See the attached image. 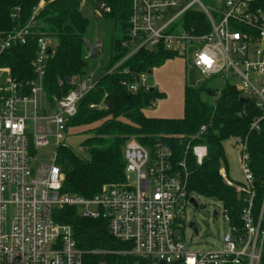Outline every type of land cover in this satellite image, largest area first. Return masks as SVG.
Returning <instances> with one entry per match:
<instances>
[{
    "label": "built area",
    "instance_id": "built-area-1",
    "mask_svg": "<svg viewBox=\"0 0 264 264\" xmlns=\"http://www.w3.org/2000/svg\"><path fill=\"white\" fill-rule=\"evenodd\" d=\"M45 1H38L25 26L0 37V55L14 45L27 43ZM257 2L223 0L212 13L201 0H130L128 30L121 42L128 53L107 73L141 48L153 50L162 44L182 54L186 47L198 45L191 65L208 77L231 78L236 90L254 99L264 112V9ZM94 3V12L100 17L111 10L106 0ZM83 5L84 0H80V8ZM189 9L204 13L208 32L195 34L183 27L181 17ZM18 10L13 16H18ZM36 43L31 62L34 78L19 84L8 66H0V264H83L87 251L77 246L72 226L56 219V210L66 206L78 207L84 217L107 219L111 236L128 245L119 253L145 257L154 264H259L264 206L255 221L251 210L253 176L244 146L241 167L250 198L243 211L242 232L229 225L224 215L228 231L219 248L187 246L185 209L194 205V197L172 164L171 150L162 143L150 148L128 140L123 147L125 179L121 184L106 185L92 197L62 192L64 175L56 163L57 149L67 146L64 140L72 129L67 121L76 115L79 102L97 79L89 70L65 96L50 101L43 78L52 38L39 36ZM94 46L96 52L101 48L99 42ZM146 74L121 84L132 92L148 89L152 86L147 84ZM252 126L257 127L256 122ZM50 147L54 148L50 161H34L41 149ZM206 151L203 145L192 148L198 163ZM219 173L236 191L244 190L227 179L224 168Z\"/></svg>",
    "mask_w": 264,
    "mask_h": 264
},
{
    "label": "trees",
    "instance_id": "trees-1",
    "mask_svg": "<svg viewBox=\"0 0 264 264\" xmlns=\"http://www.w3.org/2000/svg\"><path fill=\"white\" fill-rule=\"evenodd\" d=\"M39 0H0V37L28 22ZM111 10L102 17L113 22L115 32L110 40L109 63L97 78L89 93L79 102L77 113L69 118L70 127L89 126L90 133L81 142L88 154L83 158L68 145L57 149L56 163L64 175L62 192L92 197L104 186L124 182L125 160L123 147L130 139L153 148L156 143L166 145L172 152V164L181 172L187 191L221 202L229 225L242 232L243 211L248 206L249 188L242 182H234L227 173V160L223 143L232 139L244 146L248 166L253 176L252 215L257 221L264 206V112L254 99L243 96L234 85L226 82L222 89L207 84L198 87L185 85L183 91V115L179 118L148 117L143 109L151 106L164 93L154 87L127 90L122 80L136 81L142 73L163 65L180 55L179 51L159 44L153 50L139 49L124 59L111 73L107 70L122 60L128 50L121 46L128 30L130 0H106ZM264 9V0H258ZM19 8L15 17V9ZM31 36L26 44L14 45L0 55V66H8L19 84L35 77L31 62L36 56L39 36L52 38L48 53L44 91L50 101L61 99L88 71L86 49L82 37H88L89 19L80 11V0H46L35 17ZM182 25L195 34L208 32L210 27L204 13L188 10L181 17ZM128 69L129 72H124ZM211 97L203 98V95ZM106 104L105 108L90 105ZM109 106V107H108ZM256 122L257 127L252 126ZM205 129L201 131V126ZM195 145L206 147V155L198 163L192 153ZM224 168L227 179L244 187L236 191L220 175ZM59 222L72 226L77 246L87 253L83 264H154L150 259L119 251L127 244L113 238L105 218L80 215L76 206L56 210ZM264 228V217L261 222ZM259 264H264V244Z\"/></svg>",
    "mask_w": 264,
    "mask_h": 264
},
{
    "label": "rangeland",
    "instance_id": "rangeland-1",
    "mask_svg": "<svg viewBox=\"0 0 264 264\" xmlns=\"http://www.w3.org/2000/svg\"><path fill=\"white\" fill-rule=\"evenodd\" d=\"M222 1L223 0H201L212 13H215L214 10L220 7ZM195 7H198L197 4ZM94 8V0H84V5L80 8V11L84 17L89 19V29L87 31L88 38H91L93 43L99 42L101 44V48L97 51V56L95 58H89L87 54L85 56L88 69L93 71L94 77L97 79V77L103 73L104 67L109 63L111 37L114 35L120 37L121 33L120 31L115 32L113 22L97 15L96 12H94ZM197 48L198 45L186 47L184 53L171 59V61H167L164 65L152 69L150 73L147 72L146 74V81L149 86L158 90L161 88L167 89L168 94L170 93L168 100L164 102V106L168 109L165 114L172 113L169 114V116H182V86L198 87L205 83L208 87L219 91L227 81L220 76L208 77L202 75L191 65V55ZM173 76H175L176 79H172ZM182 77L185 81L183 83L184 85L182 84ZM231 81L232 79L230 78L227 82ZM207 96L208 95L205 94L203 98H211ZM155 102H157V100ZM88 128L90 127L73 126L69 131L70 134L64 140L66 145L83 158L88 157V154L83 151L81 146V142L90 134L86 132ZM223 145L229 178L235 183H246L241 167V146L236 145L232 139L226 140ZM52 153H54V148L52 147L46 150L41 149L34 161H50V155H52ZM193 197L197 202V206L189 205L185 209L184 235L187 246L192 249L219 248L221 246L220 242L222 236L228 231V223L224 217L221 202L201 195L193 194ZM214 211L217 212L216 215L213 214ZM189 222H194L197 225V233L189 227Z\"/></svg>",
    "mask_w": 264,
    "mask_h": 264
},
{
    "label": "crops",
    "instance_id": "crops-1",
    "mask_svg": "<svg viewBox=\"0 0 264 264\" xmlns=\"http://www.w3.org/2000/svg\"><path fill=\"white\" fill-rule=\"evenodd\" d=\"M167 61H171V59L167 60ZM166 61V62H167ZM165 62V63H166ZM164 63V64H165ZM163 64V65H164ZM99 77V76H98ZM97 77V78H98ZM172 79H176L175 76H173ZM185 81L183 80V77H182V84L184 83ZM184 85V84H183ZM183 89H182V96H183V91H184V86H182ZM162 93H164V97L163 98H160V99H157V102L153 103L151 106H149L147 109H143V113L148 116V117H181L180 115H172V116H169V114H172V113H168V114H165L168 109L164 106V102L166 100H168V96L170 95V93L168 94V90L167 89H163L161 88L160 90H158ZM183 100V98H182ZM156 106V107H155ZM183 115V102H182V114Z\"/></svg>",
    "mask_w": 264,
    "mask_h": 264
},
{
    "label": "water",
    "instance_id": "water-1",
    "mask_svg": "<svg viewBox=\"0 0 264 264\" xmlns=\"http://www.w3.org/2000/svg\"><path fill=\"white\" fill-rule=\"evenodd\" d=\"M82 41H83V45H84V47L86 49L87 57H89V58H95L97 56V52H96V49H95V46H94V43H93L92 39L83 36L82 37ZM83 151H85V148H83ZM192 202H193V204L195 206H197V202L194 199H192ZM213 214L216 215L217 212L214 211ZM190 225L193 228V230L196 232L197 231V227H196L195 223L194 222H191Z\"/></svg>",
    "mask_w": 264,
    "mask_h": 264
}]
</instances>
